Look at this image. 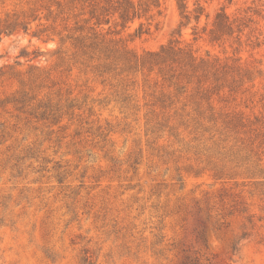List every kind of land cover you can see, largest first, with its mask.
I'll list each match as a JSON object with an SVG mask.
<instances>
[{
    "label": "rangeland",
    "instance_id": "rangeland-1",
    "mask_svg": "<svg viewBox=\"0 0 264 264\" xmlns=\"http://www.w3.org/2000/svg\"><path fill=\"white\" fill-rule=\"evenodd\" d=\"M124 1L0 0V264H264V0Z\"/></svg>",
    "mask_w": 264,
    "mask_h": 264
},
{
    "label": "trees",
    "instance_id": "trees-1",
    "mask_svg": "<svg viewBox=\"0 0 264 264\" xmlns=\"http://www.w3.org/2000/svg\"><path fill=\"white\" fill-rule=\"evenodd\" d=\"M85 2H89V5L91 6V8L89 9V19H95V22L93 23V26H90L91 29L94 30V26L95 27H99L101 26L103 23H108L109 22V18H106V13L105 11H107V9L104 6H101L97 9V7L94 6V2L92 3V0H84ZM177 1V5H178V9L181 11L182 17L184 19L187 20L186 23L189 22L190 16L189 13L186 11V3L185 0H176ZM114 11L118 13L119 18L121 19V21L123 22H127L129 20H132L135 17H140V13L138 12L137 8L128 0H125L123 4H119L115 7H113ZM202 7L201 6H197L193 12V17L195 18V20H199L201 14H202ZM184 24L182 22H180L179 24V32L181 31V27ZM214 28H216L217 30H221V31H230L232 26L231 23L228 21V17L227 15L221 10L219 12L216 13V17L215 20L213 22ZM141 26L142 24H140L139 28L137 29V34H141ZM8 28H12L11 24H8L7 26H5V29ZM23 28H25L23 26ZM93 34L97 35L98 33L96 32H92ZM94 39L97 38L96 36L93 37ZM102 40L97 43L96 41H92V44L96 45V44H101ZM104 51L106 52L107 57L113 55L115 52H119V49H113L110 47H106L103 46ZM180 53H185L187 55V57H191V54L189 52L184 51L181 48H174L173 46V42L169 41L167 45L165 46H161L160 49L156 52H147L142 59L140 60L141 64H145V63H159V62H164L169 58H174V56H176L177 54ZM124 54L125 56L128 55L127 51L122 50V52L119 55ZM134 57V56H131ZM128 62L130 61V57L129 55L127 57H124ZM135 62H137L136 64L139 63V60H135Z\"/></svg>",
    "mask_w": 264,
    "mask_h": 264
}]
</instances>
